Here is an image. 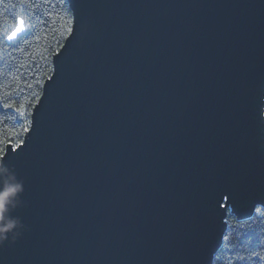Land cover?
Masks as SVG:
<instances>
[{"label": "water", "instance_id": "95a60500", "mask_svg": "<svg viewBox=\"0 0 264 264\" xmlns=\"http://www.w3.org/2000/svg\"><path fill=\"white\" fill-rule=\"evenodd\" d=\"M67 1L0 264H214L264 206V0Z\"/></svg>", "mask_w": 264, "mask_h": 264}, {"label": "trees", "instance_id": "16d2710c", "mask_svg": "<svg viewBox=\"0 0 264 264\" xmlns=\"http://www.w3.org/2000/svg\"><path fill=\"white\" fill-rule=\"evenodd\" d=\"M17 16L25 18L27 32L13 42L0 41V148L5 149L0 161L8 146L23 143L33 109L53 73V58L73 25L67 0H0V36L6 37ZM258 208L248 220L229 213L214 264H264V207Z\"/></svg>", "mask_w": 264, "mask_h": 264}, {"label": "clouds", "instance_id": "9594fccd", "mask_svg": "<svg viewBox=\"0 0 264 264\" xmlns=\"http://www.w3.org/2000/svg\"><path fill=\"white\" fill-rule=\"evenodd\" d=\"M22 192V185L15 176L8 172L7 168L0 167V240L7 238L9 232L14 231L18 227V221L15 219H6L5 213L8 211L9 204Z\"/></svg>", "mask_w": 264, "mask_h": 264}, {"label": "snow or ice", "instance_id": "6c2138e0", "mask_svg": "<svg viewBox=\"0 0 264 264\" xmlns=\"http://www.w3.org/2000/svg\"><path fill=\"white\" fill-rule=\"evenodd\" d=\"M59 3L60 0H57ZM29 25L26 23L25 18L23 16H17L15 18V23L14 26L11 28V30L7 33L6 37L0 36V41L3 39H6L8 42H13L17 40L18 37H20L22 34L26 33L28 30ZM5 107L12 108L14 105L12 104H7ZM21 116H24V112H20ZM26 130V129H25ZM18 146V145H17ZM5 149L0 148V151H4ZM264 207V206H262ZM261 210V208H258L257 211ZM264 259V257H262Z\"/></svg>", "mask_w": 264, "mask_h": 264}]
</instances>
